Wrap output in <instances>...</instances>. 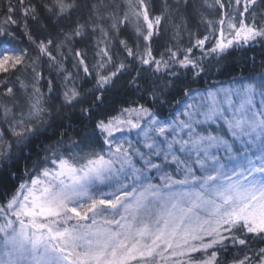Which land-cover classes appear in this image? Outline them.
<instances>
[{"label": "snow or ice", "instance_id": "6c2138e0", "mask_svg": "<svg viewBox=\"0 0 264 264\" xmlns=\"http://www.w3.org/2000/svg\"><path fill=\"white\" fill-rule=\"evenodd\" d=\"M0 73V264H264V0H3Z\"/></svg>", "mask_w": 264, "mask_h": 264}, {"label": "trees", "instance_id": "16d2710c", "mask_svg": "<svg viewBox=\"0 0 264 264\" xmlns=\"http://www.w3.org/2000/svg\"><path fill=\"white\" fill-rule=\"evenodd\" d=\"M2 6H3V0H0V7H2ZM184 42L187 43V35H185V37H184ZM25 44H26V42H25ZM153 47L158 49V50H160V51L163 50L162 47L160 46L159 40H157V43ZM261 51L262 50H261L260 46L256 45L255 46V51H250V52L247 53V55L248 56H255L257 58V64H259V62H260L259 61V57L261 56ZM241 57H242L241 53H236L234 59L238 63L240 61ZM2 75L3 74L0 73V76H2Z\"/></svg>", "mask_w": 264, "mask_h": 264}]
</instances>
